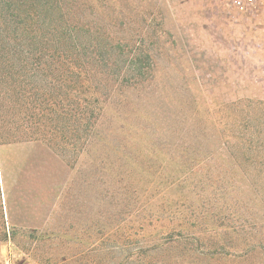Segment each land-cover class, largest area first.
Returning <instances> with one entry per match:
<instances>
[{
	"label": "rangeland",
	"instance_id": "obj_1",
	"mask_svg": "<svg viewBox=\"0 0 264 264\" xmlns=\"http://www.w3.org/2000/svg\"><path fill=\"white\" fill-rule=\"evenodd\" d=\"M48 2L59 129L0 146V264H264V3Z\"/></svg>",
	"mask_w": 264,
	"mask_h": 264
},
{
	"label": "trees",
	"instance_id": "obj_2",
	"mask_svg": "<svg viewBox=\"0 0 264 264\" xmlns=\"http://www.w3.org/2000/svg\"><path fill=\"white\" fill-rule=\"evenodd\" d=\"M48 0H0V146L42 142L58 131L61 51L46 25Z\"/></svg>",
	"mask_w": 264,
	"mask_h": 264
},
{
	"label": "built area",
	"instance_id": "obj_3",
	"mask_svg": "<svg viewBox=\"0 0 264 264\" xmlns=\"http://www.w3.org/2000/svg\"><path fill=\"white\" fill-rule=\"evenodd\" d=\"M234 3L242 9H246V7H253L258 3L263 4L264 0H234Z\"/></svg>",
	"mask_w": 264,
	"mask_h": 264
}]
</instances>
